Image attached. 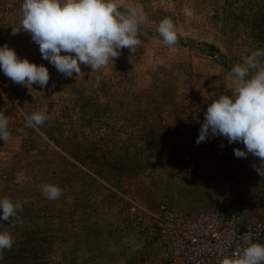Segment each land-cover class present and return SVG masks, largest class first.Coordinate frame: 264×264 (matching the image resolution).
Here are the masks:
<instances>
[{
    "label": "rangeland",
    "instance_id": "374dc122",
    "mask_svg": "<svg viewBox=\"0 0 264 264\" xmlns=\"http://www.w3.org/2000/svg\"><path fill=\"white\" fill-rule=\"evenodd\" d=\"M22 3L0 0V47L43 64L50 79L29 89L0 71L10 132L0 140V199L23 205L17 220H0L14 239L0 264H168L142 231L162 203L185 216L204 209L264 222L259 159L237 158L244 145L223 136L196 143L208 106L236 87L232 67L264 49V0H117L122 12L142 9L141 44L72 77L42 59L22 29ZM164 18L177 26L175 46L158 34ZM36 112L48 119L25 127ZM43 184L60 187V198L47 199Z\"/></svg>",
    "mask_w": 264,
    "mask_h": 264
},
{
    "label": "clouds",
    "instance_id": "9594fccd",
    "mask_svg": "<svg viewBox=\"0 0 264 264\" xmlns=\"http://www.w3.org/2000/svg\"><path fill=\"white\" fill-rule=\"evenodd\" d=\"M21 13L22 29L39 46L42 59L65 77H72L73 73L81 75V65L89 66L92 71L106 68L120 55L119 50L133 51L141 44L138 26L145 19L142 9L134 5L120 11L117 0H23ZM183 13L191 17L193 10L185 7ZM157 31L164 45L178 44L177 26L170 18H164ZM260 57H264V49L253 51L243 64L232 67L236 87L231 96L220 95L208 106L196 143L205 142L210 135L223 136L229 144L241 143L246 151L236 148L234 155L258 158L259 165L254 167L264 176L261 171L264 168V64ZM0 71L13 83L29 89L33 84L44 88L50 79L47 67L19 58L6 44L0 47ZM47 119L44 113H32L26 116L25 127L37 128ZM8 125V118L0 113V140L5 142L10 138ZM41 190L49 200L62 195V189L53 184H43ZM22 210L21 201L0 199V220L11 223ZM13 243L10 233L0 232V259ZM245 243L246 247L237 246L220 264H264V245L251 242L250 234H246Z\"/></svg>",
    "mask_w": 264,
    "mask_h": 264
},
{
    "label": "built area",
    "instance_id": "2783aa9c",
    "mask_svg": "<svg viewBox=\"0 0 264 264\" xmlns=\"http://www.w3.org/2000/svg\"><path fill=\"white\" fill-rule=\"evenodd\" d=\"M142 231L154 238L168 264H220L237 246H247L246 234L253 243L264 240V222L255 216L204 209L185 216L163 203L145 219Z\"/></svg>",
    "mask_w": 264,
    "mask_h": 264
}]
</instances>
